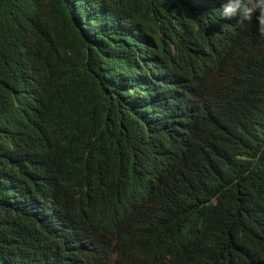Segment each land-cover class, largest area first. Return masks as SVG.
I'll use <instances>...</instances> for the list:
<instances>
[{"label":"trees","instance_id":"trees-1","mask_svg":"<svg viewBox=\"0 0 264 264\" xmlns=\"http://www.w3.org/2000/svg\"><path fill=\"white\" fill-rule=\"evenodd\" d=\"M222 0H0V264H264V37Z\"/></svg>","mask_w":264,"mask_h":264},{"label":"clouds","instance_id":"clouds-1","mask_svg":"<svg viewBox=\"0 0 264 264\" xmlns=\"http://www.w3.org/2000/svg\"><path fill=\"white\" fill-rule=\"evenodd\" d=\"M221 9L225 18H235L241 25L255 18L259 34L264 37V0H222Z\"/></svg>","mask_w":264,"mask_h":264}]
</instances>
